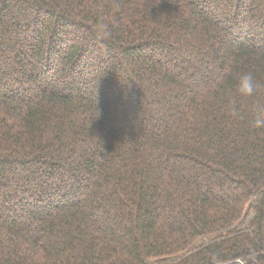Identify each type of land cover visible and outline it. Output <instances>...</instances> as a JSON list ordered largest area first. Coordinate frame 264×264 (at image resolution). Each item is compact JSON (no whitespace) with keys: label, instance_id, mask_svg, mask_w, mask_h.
Masks as SVG:
<instances>
[{"label":"trees","instance_id":"16d2710c","mask_svg":"<svg viewBox=\"0 0 264 264\" xmlns=\"http://www.w3.org/2000/svg\"><path fill=\"white\" fill-rule=\"evenodd\" d=\"M258 106L264 0H0V264H264Z\"/></svg>","mask_w":264,"mask_h":264},{"label":"clouds","instance_id":"9594fccd","mask_svg":"<svg viewBox=\"0 0 264 264\" xmlns=\"http://www.w3.org/2000/svg\"><path fill=\"white\" fill-rule=\"evenodd\" d=\"M98 35L105 37L110 35V29L107 25L100 24L98 26ZM260 82L256 79L252 72L242 73L236 82V94L241 98L253 97L261 88ZM227 107L230 115L233 117L238 116V105L235 97L230 98L227 102ZM250 126L255 129L264 128V106H258L250 121Z\"/></svg>","mask_w":264,"mask_h":264},{"label":"rangeland","instance_id":"374dc122","mask_svg":"<svg viewBox=\"0 0 264 264\" xmlns=\"http://www.w3.org/2000/svg\"><path fill=\"white\" fill-rule=\"evenodd\" d=\"M76 197H77V195L73 199H75Z\"/></svg>","mask_w":264,"mask_h":264}]
</instances>
